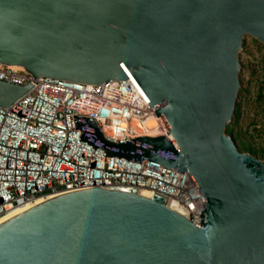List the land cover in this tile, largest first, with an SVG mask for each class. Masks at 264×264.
<instances>
[{
    "label": "water",
    "instance_id": "water-1",
    "mask_svg": "<svg viewBox=\"0 0 264 264\" xmlns=\"http://www.w3.org/2000/svg\"><path fill=\"white\" fill-rule=\"evenodd\" d=\"M245 34L264 44V0H0L1 64L93 84L129 71L178 147L74 116L79 140L188 171L206 204L197 227L157 196L59 194L0 223V264H264V162L225 132ZM30 87L0 80V106Z\"/></svg>",
    "mask_w": 264,
    "mask_h": 264
},
{
    "label": "built area",
    "instance_id": "built-area-1",
    "mask_svg": "<svg viewBox=\"0 0 264 264\" xmlns=\"http://www.w3.org/2000/svg\"><path fill=\"white\" fill-rule=\"evenodd\" d=\"M126 75L93 84L34 78L0 63V80L31 84L9 106H0V217L66 192L99 187L140 194L147 189L150 197L163 198L200 227L206 204L188 171L109 156L79 140L74 116L94 120L103 136L115 143L164 135L178 147L164 118L155 114L157 106H151L134 76Z\"/></svg>",
    "mask_w": 264,
    "mask_h": 264
},
{
    "label": "rangeland",
    "instance_id": "rangeland-1",
    "mask_svg": "<svg viewBox=\"0 0 264 264\" xmlns=\"http://www.w3.org/2000/svg\"><path fill=\"white\" fill-rule=\"evenodd\" d=\"M238 61L239 88L228 123L232 133L228 135L237 148L240 140L246 141L257 150L255 156L264 162V44L245 34L238 51Z\"/></svg>",
    "mask_w": 264,
    "mask_h": 264
},
{
    "label": "bare ground",
    "instance_id": "bare-ground-1",
    "mask_svg": "<svg viewBox=\"0 0 264 264\" xmlns=\"http://www.w3.org/2000/svg\"><path fill=\"white\" fill-rule=\"evenodd\" d=\"M14 67H15V68H21V67H18V66H14ZM127 72H129V71H127ZM147 123H148V124H152L153 122H152V120H148ZM135 128L137 129V128H139V126H138V125H135ZM148 192H150V191L147 190V189H143V190H141V193H140V194H142V195H144V196H148V195H146V193H148ZM148 197H149V196H148ZM50 198H51V197H50ZM47 199H48V198H47ZM44 200H46V199H39L35 204L40 203V202H42V201H44ZM35 204H33V205H31V206H30V205H29V206H22V207H16V208L12 209L9 213H7L6 215L0 217V223L4 222V221L7 220L8 218H10V217H12V216H14V215H16V214H18V213H21V212L27 210L28 208L34 206Z\"/></svg>",
    "mask_w": 264,
    "mask_h": 264
},
{
    "label": "trees",
    "instance_id": "trees-1",
    "mask_svg": "<svg viewBox=\"0 0 264 264\" xmlns=\"http://www.w3.org/2000/svg\"><path fill=\"white\" fill-rule=\"evenodd\" d=\"M225 132H226V134L232 133V128H231L230 124L226 125ZM236 137H239V135H237ZM239 142L240 143L238 145V150H246L247 152H249L250 154L255 156V154L257 153V150H255L254 148L249 146L246 141L240 140Z\"/></svg>",
    "mask_w": 264,
    "mask_h": 264
}]
</instances>
